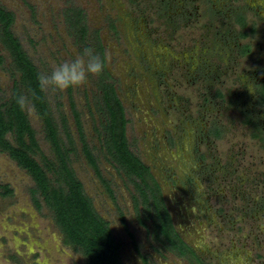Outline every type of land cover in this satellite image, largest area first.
Here are the masks:
<instances>
[{
  "label": "rangeland",
  "instance_id": "rangeland-1",
  "mask_svg": "<svg viewBox=\"0 0 264 264\" xmlns=\"http://www.w3.org/2000/svg\"><path fill=\"white\" fill-rule=\"evenodd\" d=\"M0 5L13 13L10 31L39 72L75 59L86 47L106 57L100 77L44 96L71 170L121 243V264H264V0ZM0 56L1 104L17 73L10 76L11 58L1 44ZM26 116L38 145L35 159L42 154L56 169L42 117L35 111ZM122 118L129 150L161 185L175 230L196 256L177 257L153 229L162 220L144 223L134 210L140 205L146 216L151 213L148 201L147 207L138 202L144 183L128 176L106 146ZM4 184L12 193L0 196V264H83L52 211L31 193L30 176L1 152Z\"/></svg>",
  "mask_w": 264,
  "mask_h": 264
},
{
  "label": "trees",
  "instance_id": "trees-1",
  "mask_svg": "<svg viewBox=\"0 0 264 264\" xmlns=\"http://www.w3.org/2000/svg\"><path fill=\"white\" fill-rule=\"evenodd\" d=\"M241 19L242 17L238 18L237 21L243 26ZM12 21L13 13L0 5V44L11 58L10 76L13 77L17 73L16 79L12 78L11 96L0 104V152L6 153L19 168L30 176L34 183V187L30 189L31 193H38L44 204L52 211L53 220L62 232L64 242L80 253L83 264H121L120 243L114 238L107 222L97 214L90 198L83 190L82 183L76 179L71 170L67 161V149L61 145L57 136L44 94L36 102L35 112L44 121L46 138L49 139L56 152L58 166L55 167L56 169L52 168L53 163L42 154L39 161L34 157L35 152L38 151L34 131L28 122L26 113L16 107L14 97L21 92L27 94L29 89L34 88L36 76L40 72L11 33ZM82 31L83 28L81 29L83 38L84 32ZM240 36L243 37L244 33H240ZM99 48L102 51L101 45ZM247 51L248 47L244 46L243 53ZM1 59L2 56H0V61ZM260 83L259 89H262L264 78ZM217 95L221 96V93ZM260 98V101L264 103V89L262 94L260 93ZM124 123L125 120L122 118L121 128L111 132V138L106 142L107 151L112 150L115 153L114 158L128 176L133 174L138 177L140 182L137 184L144 183L145 189L147 187L149 189L146 177L151 180L153 184L150 187L151 195L156 198L154 194H157L156 203L153 204L156 220H162L160 223L158 222L159 225L156 224L154 227L160 230L158 233L164 240L168 239L167 241L171 245L179 247L177 250L180 254H184L182 242L177 239L169 224V216L163 207L156 183L148 172L147 166L134 156L127 146ZM7 133L11 135L10 141L6 138ZM214 134L216 137L219 133L214 131ZM84 150L87 158H89L91 154L86 147ZM91 159L88 160L92 162ZM97 172L99 171L97 170ZM2 188L4 193H11V189L7 185L2 186ZM141 194L142 201L144 203L148 201L143 191ZM32 200L38 207L39 203L34 196H32ZM178 242L180 244H177Z\"/></svg>",
  "mask_w": 264,
  "mask_h": 264
},
{
  "label": "clouds",
  "instance_id": "clouds-1",
  "mask_svg": "<svg viewBox=\"0 0 264 264\" xmlns=\"http://www.w3.org/2000/svg\"><path fill=\"white\" fill-rule=\"evenodd\" d=\"M106 57L91 48H84L82 55L57 65L50 72H40L36 76V86L27 94L21 92L15 95L16 107L31 115L36 108V102L49 91L64 93L70 89L84 86L90 78L100 77L105 69Z\"/></svg>",
  "mask_w": 264,
  "mask_h": 264
},
{
  "label": "flooded vegetation",
  "instance_id": "flooded-vegetation-1",
  "mask_svg": "<svg viewBox=\"0 0 264 264\" xmlns=\"http://www.w3.org/2000/svg\"><path fill=\"white\" fill-rule=\"evenodd\" d=\"M204 132H205V135H206V138H208V134H209V132L207 131V130H204ZM145 165V164H144ZM145 166H147V165H145ZM147 168H148V172L150 173V175L152 176V179H153V181L156 183V185H157V188H158V190H159V193H160V198H161V201H162V204H163V207H164V209H165V211H166V213L168 214V216H169V224H170V226H171V228L173 229V232H174V234H176V236H177V239H179L180 240V242H182V245H183V250L185 251V253L184 254H180L179 252H178V248L177 247H174L173 246V244L171 245L170 244V246H169V248H168V250H171V251H174L175 253H176V256L177 257H182V256H184L185 254L187 255V253L188 252H190V251H192L193 253H194V255L196 256V252L194 251V249L191 247V245H190V243L186 240V242L184 241V239H183V237H181L180 235H179V233L177 232V230H175V227H174V225H173V219H172V217H171V215L169 214V212H168V209H167V207H166V204H165V202H164V198H163V196H162V194H161V189H162V187H161V185L158 183V181L153 177V175L151 174V172H150V169H149V167L147 166ZM133 180H131V182H132ZM150 182H151V180H150ZM146 183L149 185V189H145V187L143 186V190H144V193H145V196H147V199H148V207L147 206H145V204H144V202L142 203L141 202V200L140 199H138V202H139V204L141 203V204H143V206H145V207H147V209H149V212H151L150 213V215L149 216H146V214H145V210H143L144 211V213L142 212V209H141V206L139 205V208L137 209V206H136V208H135V206H134V210H136L138 213H140V215L142 216V219H143V222L144 223H146L145 222V220L144 219H146V218H149L150 219V221L151 222H155L156 221V217H155V211H154V208H153V201H151V205H150V201L149 200H151V197L153 198V196L151 195V192H150V187L151 186H153V184L151 185V184H149L148 182H147V180H146ZM152 183V182H151ZM109 190H110V188H109ZM147 193V194H146ZM111 197H112V195H111ZM138 198H140L139 196H138ZM111 200H113V199H111ZM113 202V201H112ZM136 202V201H135ZM114 207H116V210H118V211H120L119 210V208L117 207V206H115L114 205ZM151 207H152V209H151ZM121 212V211H120ZM122 213V212H121ZM143 213V214H142ZM152 213H153V218H152ZM120 217L123 219V217L120 215H118V219H119V222H120ZM103 219V218H102ZM104 220V219H103ZM106 221V220H105ZM107 222V221H106ZM107 224H108V222H107ZM120 224H121V226L123 227V230L124 231H128V230H125V228L127 229V225H125V224H123V222L121 223L120 222ZM124 225H125V227H124ZM109 227V226H108ZM153 229H156L155 227H154V225H153ZM111 230V229H110ZM112 234H113V232H112ZM113 236H114V238L116 237L114 234H113ZM129 237H132V235H131V233H129ZM162 239V238H161ZM164 240V239H163ZM166 240H164V242H165ZM160 242V241H159ZM164 242H160L161 243V245H162V247H163V244H164ZM180 242H178L177 244H180ZM120 243V242H119ZM168 244V243H167ZM169 245V244H168ZM168 245H167V247H168ZM120 248H121V243H120ZM167 249V248H166ZM121 260V259H120Z\"/></svg>",
  "mask_w": 264,
  "mask_h": 264
},
{
  "label": "crops",
  "instance_id": "crops-1",
  "mask_svg": "<svg viewBox=\"0 0 264 264\" xmlns=\"http://www.w3.org/2000/svg\"><path fill=\"white\" fill-rule=\"evenodd\" d=\"M1 153V152H0ZM7 155V154H6ZM10 159V158H9ZM4 185H7V184H4ZM4 185H2V186H4ZM2 186H0L1 188H2ZM8 186V185H7ZM11 189V188H10ZM11 193H12V189H11ZM11 193H4V189H3V191L2 192H0V196L1 195H5V194H11Z\"/></svg>",
  "mask_w": 264,
  "mask_h": 264
}]
</instances>
